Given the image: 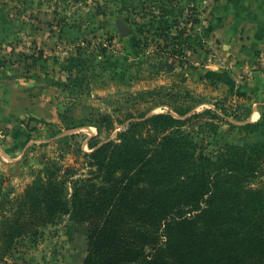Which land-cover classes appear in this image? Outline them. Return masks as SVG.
Returning a JSON list of instances; mask_svg holds the SVG:
<instances>
[{"label":"trees","instance_id":"16d2710c","mask_svg":"<svg viewBox=\"0 0 264 264\" xmlns=\"http://www.w3.org/2000/svg\"><path fill=\"white\" fill-rule=\"evenodd\" d=\"M186 20L190 26L199 21L189 14ZM186 30L160 19L152 35L167 45ZM157 42L155 51L166 50ZM171 50L168 57L186 56ZM79 72L75 83L84 80ZM162 104L170 110L150 113ZM228 107L218 101L205 113L219 118L224 112L229 127L246 139L244 133L259 131V138L227 143L215 157L197 156L195 141L181 131L187 111L174 115L169 103L155 101L138 115L127 114L119 141L86 139L85 175L48 161L22 193L11 196L0 186V258L20 238L66 216L87 226L82 264H264V121L238 124L236 109Z\"/></svg>","mask_w":264,"mask_h":264},{"label":"rangeland","instance_id":"374dc122","mask_svg":"<svg viewBox=\"0 0 264 264\" xmlns=\"http://www.w3.org/2000/svg\"><path fill=\"white\" fill-rule=\"evenodd\" d=\"M33 1L41 12L49 13V23L57 29L66 26L81 35L71 42L77 52L69 62L70 67L81 69L78 80L97 76L101 67L116 70L115 56H123V62L116 70L118 84L108 86L102 98L88 101V116L65 120L52 139L32 143L22 152L0 146V186L4 192L11 196L22 193L48 161H55L63 169L67 165L79 169L75 177L85 175L82 150H89L86 139L95 136L100 141H119L129 122L127 114L138 115L155 101L169 103L174 115H177L174 110L187 111L181 116L186 119L181 131L195 141L197 156L215 157L227 143L245 145L253 142L225 123L220 116L224 112L218 110L219 118H211L210 113H205V109L214 108V103H218L212 100L213 92L200 83L201 78L183 70L174 55L168 57L167 52L173 51L164 50L167 45L161 40L157 42L152 35V29L163 19L161 4L167 0ZM180 19L171 22L182 27ZM156 42L163 51L153 50ZM100 48L104 49L102 53ZM211 100L213 106L194 105L197 101L208 103ZM226 105L228 109L229 104ZM227 109L225 114L229 116ZM168 110L169 107L162 104L150 113ZM194 113L203 114L192 117ZM105 115L124 122L105 120ZM189 116L192 118L188 119ZM86 236V225L73 224L63 216L56 223L42 227L39 234L17 240L8 257L0 258V264H82L87 248Z\"/></svg>","mask_w":264,"mask_h":264},{"label":"crops","instance_id":"0c3cea01","mask_svg":"<svg viewBox=\"0 0 264 264\" xmlns=\"http://www.w3.org/2000/svg\"><path fill=\"white\" fill-rule=\"evenodd\" d=\"M33 3L0 0V146L20 152L52 139L65 120L88 116V101L119 82L113 68L73 82L76 68L69 62L77 51L71 42L81 35L66 26L57 29L49 13ZM161 14L163 20L181 18L187 29L166 48L186 54L188 64L181 68L201 78L212 100L234 107L238 124L263 122L264 74L243 77L264 47V0H167ZM188 14L199 21L190 26ZM174 58L178 62L179 55ZM113 59L119 69L123 56ZM244 134L260 136L259 131Z\"/></svg>","mask_w":264,"mask_h":264},{"label":"built area","instance_id":"2783aa9c","mask_svg":"<svg viewBox=\"0 0 264 264\" xmlns=\"http://www.w3.org/2000/svg\"><path fill=\"white\" fill-rule=\"evenodd\" d=\"M103 45L106 46V44ZM179 59H181L183 62L188 61L186 56L179 55ZM253 73L264 74V47L257 51L253 68L249 73L246 74V77H243V79L249 81V79L253 76Z\"/></svg>","mask_w":264,"mask_h":264}]
</instances>
